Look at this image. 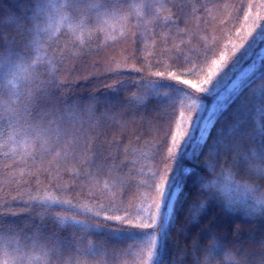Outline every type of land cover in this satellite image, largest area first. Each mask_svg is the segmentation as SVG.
Instances as JSON below:
<instances>
[{
	"label": "trees",
	"instance_id": "16d2710c",
	"mask_svg": "<svg viewBox=\"0 0 264 264\" xmlns=\"http://www.w3.org/2000/svg\"><path fill=\"white\" fill-rule=\"evenodd\" d=\"M262 47L264 0H0V264H264V59L173 148Z\"/></svg>",
	"mask_w": 264,
	"mask_h": 264
},
{
	"label": "snow or ice",
	"instance_id": "6c2138e0",
	"mask_svg": "<svg viewBox=\"0 0 264 264\" xmlns=\"http://www.w3.org/2000/svg\"><path fill=\"white\" fill-rule=\"evenodd\" d=\"M223 69H220V72H222ZM180 83L184 85H188L190 83L189 80H182ZM205 85L207 86H201L197 87L195 84L192 85V87L196 90V92L207 94L211 92L212 85H214V80L211 75L208 76L207 80L205 81ZM179 92H184L187 95H190L193 97V106L197 108V111L202 109L204 106L199 104L198 99L196 96L191 93L187 92L185 88H181ZM222 107V106H221ZM215 115V113H213ZM193 126V121L190 119L187 122V129L180 133L179 137L176 136L173 137V148L176 149H182L185 145L188 146L189 149L193 151V153L196 152L198 148H200V141L204 139L203 133L205 131V128L203 126L200 127V135L197 139L193 140L191 143H189V139L191 136V127ZM169 152H172V149H169ZM189 170L184 169L181 172V176L189 175ZM182 192V184L179 180V178L173 182L170 178H162L161 179V187L157 189L158 197L159 199L155 202V213L151 216L149 221H146L143 225L144 228H152L157 229L160 234L165 233L166 226L170 223L171 215H172V209L174 206V201L178 199L179 195ZM246 211L250 214H256V213H264V201L257 200L253 205H250L247 207ZM61 223L64 222L65 218H59ZM76 224H82L83 222L80 221H74ZM149 236L152 235V233H148Z\"/></svg>",
	"mask_w": 264,
	"mask_h": 264
},
{
	"label": "rangeland",
	"instance_id": "374dc122",
	"mask_svg": "<svg viewBox=\"0 0 264 264\" xmlns=\"http://www.w3.org/2000/svg\"><path fill=\"white\" fill-rule=\"evenodd\" d=\"M262 59H264V47H262L260 49V51L258 52V55L254 59V61L250 65H248L245 69H243V71L241 73H239L237 75V77L229 84V86L226 88V90L219 95L216 102L210 106L205 118L203 119V121L200 125V127L203 126L205 128V131L203 133L204 139L200 141V144L204 143L206 141V139L208 138V135H209L211 128L214 124L216 115H217L219 109L221 108V106H223L224 102L227 99H229L232 95H235L242 88L245 81L258 68V65ZM81 73L83 75H86L84 71H81ZM213 113H215V115H213ZM132 122L137 123L138 121H132ZM199 135H200V128L198 131L197 138L199 137ZM172 212H173V209H172ZM171 217H172V215H171Z\"/></svg>",
	"mask_w": 264,
	"mask_h": 264
}]
</instances>
